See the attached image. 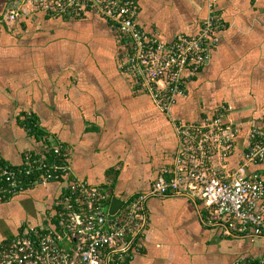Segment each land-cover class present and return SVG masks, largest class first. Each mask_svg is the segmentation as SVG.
Segmentation results:
<instances>
[{
	"label": "crops",
	"instance_id": "0c3cea01",
	"mask_svg": "<svg viewBox=\"0 0 264 264\" xmlns=\"http://www.w3.org/2000/svg\"><path fill=\"white\" fill-rule=\"evenodd\" d=\"M137 1V26L164 41L197 33L207 15V0ZM25 2L0 0V155L10 163L40 149L20 123L33 113L49 143L65 149L70 179L103 186L122 200L147 191L172 166L174 121H196L224 106V120L237 128L232 163L250 130L264 128V0H217L227 29L169 116L121 70L127 47L105 20L92 13L75 19L28 12L8 21ZM252 171L264 178V162ZM59 191L60 184L50 182L4 203L10 212L0 208V242L21 225L37 224ZM259 207L264 211V197ZM146 209L144 247L129 264H233L264 252L263 239L233 238L205 226L201 202L152 197Z\"/></svg>",
	"mask_w": 264,
	"mask_h": 264
},
{
	"label": "built area",
	"instance_id": "2783aa9c",
	"mask_svg": "<svg viewBox=\"0 0 264 264\" xmlns=\"http://www.w3.org/2000/svg\"><path fill=\"white\" fill-rule=\"evenodd\" d=\"M139 11L137 0H26L7 19L12 22L28 12H41L75 19L92 13L105 20L127 47L119 62L121 70L138 92L169 116L175 101L186 96V82L208 63L219 33L227 26L217 0H207V15L197 33L164 41L137 26ZM226 111L221 106L196 121H174L178 144L172 166L163 169L147 191L122 199L112 215L111 193L103 186L70 179L65 149L50 144L47 136L38 141L39 150L25 152L17 164L0 155V203L41 184H60L52 208L40 221L22 226L0 244V264H129L144 247L146 202L152 197L201 202L205 226L233 238L264 240V211L259 207L264 178L252 171L264 162V128L250 130L240 159L232 163L237 128L224 120ZM233 264H264V252L238 257Z\"/></svg>",
	"mask_w": 264,
	"mask_h": 264
},
{
	"label": "trees",
	"instance_id": "16d2710c",
	"mask_svg": "<svg viewBox=\"0 0 264 264\" xmlns=\"http://www.w3.org/2000/svg\"><path fill=\"white\" fill-rule=\"evenodd\" d=\"M37 13H40V12H37ZM44 15L47 16L45 13H44ZM78 19H81V18H78ZM37 122H38V118L33 113H24L22 118L20 119V123L22 124V126L26 130L27 134L30 137L34 138L36 141H39L43 135H46V132L42 129V127L39 124L35 125V123H37ZM111 171H113V170H109L107 173H109ZM0 204H4V203H0ZM22 226H24V225H21L19 227L18 231H20L22 229ZM9 240H10V237L5 239L4 241L0 242V244L1 245L6 244Z\"/></svg>",
	"mask_w": 264,
	"mask_h": 264
},
{
	"label": "water",
	"instance_id": "95a60500",
	"mask_svg": "<svg viewBox=\"0 0 264 264\" xmlns=\"http://www.w3.org/2000/svg\"><path fill=\"white\" fill-rule=\"evenodd\" d=\"M121 204H122V200H120L118 197H113L110 201L109 213L111 215L114 214L119 209Z\"/></svg>",
	"mask_w": 264,
	"mask_h": 264
},
{
	"label": "rangeland",
	"instance_id": "374dc122",
	"mask_svg": "<svg viewBox=\"0 0 264 264\" xmlns=\"http://www.w3.org/2000/svg\"><path fill=\"white\" fill-rule=\"evenodd\" d=\"M5 206L2 204L1 206H0V208L2 209V213H3V215H6L7 213H9L10 212V209H8V210H6V208H4ZM10 218V217H9Z\"/></svg>",
	"mask_w": 264,
	"mask_h": 264
}]
</instances>
